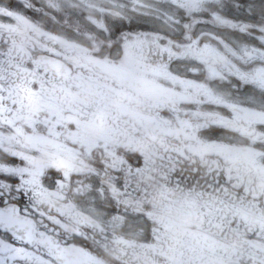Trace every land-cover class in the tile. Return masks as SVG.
Segmentation results:
<instances>
[{"label":"snow or ice","instance_id":"snow-or-ice-1","mask_svg":"<svg viewBox=\"0 0 264 264\" xmlns=\"http://www.w3.org/2000/svg\"><path fill=\"white\" fill-rule=\"evenodd\" d=\"M0 264H264V0H0Z\"/></svg>","mask_w":264,"mask_h":264}]
</instances>
